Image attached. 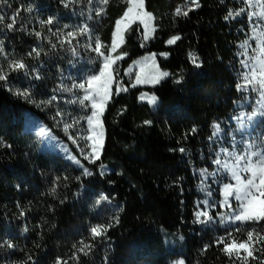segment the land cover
Wrapping results in <instances>:
<instances>
[{
  "label": "trees",
  "instance_id": "obj_1",
  "mask_svg": "<svg viewBox=\"0 0 264 264\" xmlns=\"http://www.w3.org/2000/svg\"><path fill=\"white\" fill-rule=\"evenodd\" d=\"M200 2L202 6L187 18L174 20L175 8L185 0H146V9L157 17L159 30L144 47L138 25L126 34L120 51L128 55L119 62L118 79L128 91L114 95L107 105L101 160L89 164L57 123L61 118L53 119L58 110L66 113L68 122L87 113L79 105L67 103L74 97L54 89L82 82L98 71L100 60L83 46L77 48V56L71 50L51 49L47 39L55 42V37L47 27L40 26L39 20L55 17L53 32L66 24L76 27L87 23L94 34L110 44L115 20L126 9V0H110L103 16L95 15V9L101 7L98 0L75 11L64 8L60 0H0V14L6 17L18 8L25 9L17 23V28L23 24L25 30L0 32L6 51L30 65L29 76L13 73L10 86L30 89L37 100L57 96L51 106L37 108L12 95L0 82V241L9 239L25 250L0 248V264H15L25 259V252L32 254L37 264H54L57 257L68 259L73 244L81 239L91 242L90 225L106 222L119 207L124 209L119 213V224L106 239L95 242L89 256H81L80 264H176L181 259L185 264H228L215 246L201 254L205 245L226 235V229L218 222L214 229L193 222L197 204L205 198L199 187V172L207 168L225 176L213 164L215 154L221 147L232 150L233 119L241 105L254 104L259 94L236 90V83L241 82L240 61L245 59L239 45L251 35L247 18L224 19L230 8L239 10L247 5L240 0ZM28 7L33 9L31 13L26 11ZM33 31H41L47 39L38 40L30 34ZM174 34L182 39L176 45H166ZM86 42L87 37L81 38V45ZM34 47L43 48L47 55L42 53L39 60L27 58ZM160 52H169V58L163 59ZM189 52L199 56L201 68L193 66ZM151 53H157L161 69L173 75L156 87H131L134 82L125 73ZM248 54L252 55L251 49ZM33 73L41 79H34ZM180 78L182 82L176 84ZM142 93L158 97L156 110L139 99ZM146 120L152 122L151 126L144 125ZM217 123L222 131L210 139L212 126ZM37 125L49 129L95 174L82 177L81 169L59 152L50 151L38 137ZM80 127L86 128V122L81 120ZM193 127L197 132L190 134ZM181 147L186 149L184 153L179 151ZM101 164L105 167L103 177L99 174ZM57 177L61 179L54 198L50 189ZM207 183L212 200L220 199L221 185L212 183L211 177ZM101 194L109 200L97 207Z\"/></svg>",
  "mask_w": 264,
  "mask_h": 264
},
{
  "label": "snow or ice",
  "instance_id": "obj_2",
  "mask_svg": "<svg viewBox=\"0 0 264 264\" xmlns=\"http://www.w3.org/2000/svg\"><path fill=\"white\" fill-rule=\"evenodd\" d=\"M101 7L95 9L96 16L106 15V7L110 0H98ZM221 3L224 0H220ZM62 6L71 11H75L77 7L84 4L92 5L94 0H60ZM242 5H247V8L240 7L239 10L229 9L224 16L225 21L235 20L238 17L246 16L250 26L251 35L240 43L239 47L244 51L240 53L245 56V59L240 61L242 71L240 73L241 82L236 83V90L241 93L249 91L259 94V103L261 109L259 112H252L246 115L244 112L239 113L234 119L237 122L238 130L242 131L246 127V121L251 122L258 114L264 116V0H240ZM127 7L122 15L115 20L114 30L111 35V43L106 44L99 35L94 34L93 28L87 23L81 26L64 25V31L59 29L55 32L52 27L56 23L55 17L49 16L47 19L39 20L42 28L47 27V31L55 37V42L47 39L41 31H33L38 40L47 39L51 49L56 50H71L73 56L79 53L77 48L83 46L85 50L95 53L96 58L100 60L98 71L88 75L82 82L73 81L71 85L61 84L54 91L68 93L74 97L67 101L70 105H79L87 114L80 117H72L71 122L65 119L66 113L63 110H58L53 119L60 117L57 121L62 125L63 131L72 142L76 145L83 160L89 164H96L101 160V156L105 143V128H104V113L107 105L110 103L114 95H119L121 92H126L128 89L124 87L119 77V62L124 60L128 55L127 52L120 51L121 47L126 43V34L131 30L133 25H138L142 28L141 47L156 38L159 30L157 17L146 9V0H126ZM200 0H185L184 5H178L173 12V19L184 17L187 18L189 13L200 8ZM25 9H17L11 16L6 17L0 14V32L7 30L8 32L25 30L23 24L17 28L20 12ZM27 12L31 13L33 9L28 7ZM91 11V9H89ZM92 17L89 16L88 19ZM87 37V42L81 45V38ZM182 39L181 35L174 34L166 40V45H176ZM255 42V46L250 43ZM249 49L252 50V55H249ZM43 48L34 47L27 58L39 60ZM47 55V53H44ZM160 57L168 59L169 52H160ZM188 57L190 62L196 68H201L199 56L194 52H189ZM139 71L135 74V82L131 87L137 85H159L162 81L171 77L173 74L162 70L157 61V53H151L144 56L140 61L136 62ZM30 65L26 59H16L6 51L5 40L0 39V82L7 86L6 90L12 95L22 98L27 103L34 105L37 108L51 106L57 101V96L53 95L49 99L37 100L34 93L30 89H19L10 86V77L13 73H23L25 77L29 76ZM132 72L129 68L125 75ZM34 79H41L38 73H33ZM182 78L176 79L175 83L180 84ZM115 86V91L113 88ZM82 93V95L80 94ZM141 101H146L149 105L155 107L158 102V97L155 94L142 93L139 96ZM122 114V113H121ZM71 116V113H67ZM81 120L85 121L87 127L81 129ZM146 126H151L152 122L146 120L143 122ZM213 133L210 136H218L222 129L220 124H214ZM197 129L193 127L190 134H195ZM79 133V134H77ZM40 138H51V132L46 127H41L37 132ZM188 134H185L187 138ZM83 142V143H81ZM237 141L233 137L232 150L227 147H221L215 154L213 164L217 169H222L226 173V178L218 174L217 171H209L207 168L201 169L199 175L200 191L205 194V198L197 204V210L194 212V223L204 225L206 227L215 228L217 222L221 227L226 229V235L218 236L212 244L205 245L201 251L204 255L210 248L215 246L226 258L228 264H264V136L257 143L255 140L245 142L242 150L237 149ZM11 147V145H7ZM65 152L68 148L64 147ZM184 153L186 149H179ZM221 153L223 155H221ZM67 159L77 165L82 171V177H90L95 173L89 167H86L81 159L76 155L69 154ZM99 174L105 175V167L100 165ZM122 175V173H120ZM212 178V183H219L220 199L212 200L213 192L211 185L207 183L208 178ZM57 177L53 181V186L50 189V194L55 198L57 194V186L60 181ZM63 179L67 180L68 177ZM77 180L80 177L76 178ZM227 180V182H226ZM111 183V182H110ZM19 188V185H17ZM109 197L101 194L96 200V206L99 207L102 202L108 201ZM63 203V200H61ZM202 205V207H201ZM217 205L220 211H217ZM123 207H119L106 222H98L89 227V240H79L72 245V254L68 259L57 257L54 264H80L81 256H89L95 246V242L108 237V232L120 222L119 213L123 212ZM25 213L21 211L20 215ZM229 225H235L229 229ZM244 225L251 227L245 228ZM255 225H260L259 228ZM27 231V229H25ZM243 237V238H241ZM183 240V236L180 237ZM13 249L17 251H25L18 248L11 240L5 239L0 241V248ZM36 247H40L39 244ZM15 264H37L32 254L25 252V259L15 262ZM176 264H185L183 259L176 261Z\"/></svg>",
  "mask_w": 264,
  "mask_h": 264
},
{
  "label": "rangeland",
  "instance_id": "obj_3",
  "mask_svg": "<svg viewBox=\"0 0 264 264\" xmlns=\"http://www.w3.org/2000/svg\"><path fill=\"white\" fill-rule=\"evenodd\" d=\"M252 43H255V42L252 41ZM140 60L141 59H139L138 61H140ZM136 62L130 67V68H132V72L130 74H128V76L133 80V82H135V74L139 71V68L137 67ZM156 86H158V85H156ZM156 86H154V87H156ZM136 87H153V86L152 85H148V84H144V85H137ZM142 102L148 104L146 101H142ZM157 106H158V102H157V105L155 107H153V106H151V107L153 108V110H156ZM240 107H241V111L239 113L244 112L246 115H249V114H251L254 111L255 112H259V110L261 109V104L259 103V96L257 97V99H256L254 104H252L251 102H248L247 104L241 105ZM233 122L235 124V129H234V133L231 136L232 137L231 143L233 144V137H235L236 141L238 142L237 146H236L238 150H242L243 149L245 142L255 140L257 143H259L260 138L262 136H264V116H260V115L257 114L251 122L246 121L245 123H246L247 126L244 127V129L242 131L238 130L239 126L237 125V122H236L235 119H233ZM41 127H43V126L37 125V127H36L37 132L39 131V129ZM41 139L46 143L47 148L50 151L59 152L66 159H67V155L72 154L69 150H68V152H65L63 150L65 146L63 144H61L52 135H51V138L45 137V138H41ZM73 166H75L78 169H80L75 164H73ZM224 175H225L224 177L226 178L227 174L224 173ZM232 226H235V225H232Z\"/></svg>",
  "mask_w": 264,
  "mask_h": 264
}]
</instances>
